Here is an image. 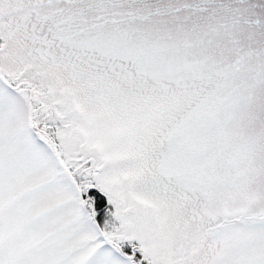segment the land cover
Masks as SVG:
<instances>
[{"label":"snow or ice","instance_id":"obj_1","mask_svg":"<svg viewBox=\"0 0 264 264\" xmlns=\"http://www.w3.org/2000/svg\"><path fill=\"white\" fill-rule=\"evenodd\" d=\"M0 264H264V0H0Z\"/></svg>","mask_w":264,"mask_h":264}]
</instances>
